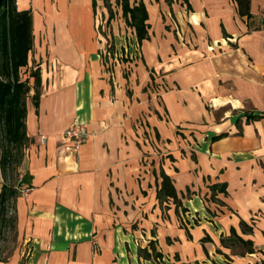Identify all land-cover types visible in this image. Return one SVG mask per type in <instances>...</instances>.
Masks as SVG:
<instances>
[{
  "label": "crops",
  "instance_id": "obj_1",
  "mask_svg": "<svg viewBox=\"0 0 264 264\" xmlns=\"http://www.w3.org/2000/svg\"><path fill=\"white\" fill-rule=\"evenodd\" d=\"M140 3L142 41L119 0H16L41 88L0 264H264V0ZM75 120L90 135L66 151Z\"/></svg>",
  "mask_w": 264,
  "mask_h": 264
},
{
  "label": "trees",
  "instance_id": "obj_2",
  "mask_svg": "<svg viewBox=\"0 0 264 264\" xmlns=\"http://www.w3.org/2000/svg\"><path fill=\"white\" fill-rule=\"evenodd\" d=\"M239 12L249 14L250 0H236ZM125 16H130L131 24L136 28L140 41L148 38V14L144 3L131 7L130 0H119ZM33 49V21L30 11H19L16 0H5L0 8V171L5 180L0 191V232L8 223V214L11 209L14 216L11 222L16 228V202L22 188L6 183L10 172L17 171L25 157L26 149L31 143L27 135V100L32 90L30 79H34L33 101L38 105L41 88L40 71H31L23 79L21 70L29 64V54ZM162 188L159 196L172 197L178 203L177 192L172 180L166 174L162 175ZM28 177L24 176L27 181ZM217 187L215 186V189ZM221 191L225 192L224 185ZM241 225H246L241 222ZM252 229L250 228V231ZM237 241L246 247L250 253L254 252L253 242L244 240L235 234ZM151 252L147 247L139 248V256L159 260L162 255L156 251L153 241L149 242Z\"/></svg>",
  "mask_w": 264,
  "mask_h": 264
},
{
  "label": "rangeland",
  "instance_id": "obj_3",
  "mask_svg": "<svg viewBox=\"0 0 264 264\" xmlns=\"http://www.w3.org/2000/svg\"><path fill=\"white\" fill-rule=\"evenodd\" d=\"M29 68H23L21 70V76L23 79L27 78L31 73ZM34 71V70H33ZM34 84V79H30V85ZM21 166L18 167L17 171L10 172L6 179V183L11 186H17L19 184L20 175H21ZM5 182L2 173L0 171V191L2 189L3 183ZM14 216V211L11 209L8 214V223L3 230L0 232V259H6L13 254L15 249L18 247L19 242L17 239V231L14 228L13 222L11 219ZM140 244V243H139ZM141 246V245H140ZM157 261V260H156ZM161 261V260H160Z\"/></svg>",
  "mask_w": 264,
  "mask_h": 264
},
{
  "label": "built area",
  "instance_id": "obj_4",
  "mask_svg": "<svg viewBox=\"0 0 264 264\" xmlns=\"http://www.w3.org/2000/svg\"><path fill=\"white\" fill-rule=\"evenodd\" d=\"M108 55H110V52H108ZM64 135L69 140V143L65 146L64 149L66 151L77 152L79 151L82 144L88 139L90 133L86 124L75 120L74 123L65 130ZM41 142H46L45 136H41ZM29 189V186L23 187L21 192L27 193Z\"/></svg>",
  "mask_w": 264,
  "mask_h": 264
},
{
  "label": "water",
  "instance_id": "obj_5",
  "mask_svg": "<svg viewBox=\"0 0 264 264\" xmlns=\"http://www.w3.org/2000/svg\"><path fill=\"white\" fill-rule=\"evenodd\" d=\"M5 0H0V8L2 7V5L4 4Z\"/></svg>",
  "mask_w": 264,
  "mask_h": 264
}]
</instances>
